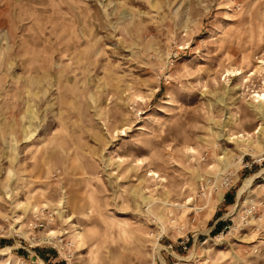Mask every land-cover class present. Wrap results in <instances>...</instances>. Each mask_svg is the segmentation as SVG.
Instances as JSON below:
<instances>
[{
    "label": "rangeland",
    "instance_id": "1",
    "mask_svg": "<svg viewBox=\"0 0 264 264\" xmlns=\"http://www.w3.org/2000/svg\"><path fill=\"white\" fill-rule=\"evenodd\" d=\"M256 92L264 0H0V264H264Z\"/></svg>",
    "mask_w": 264,
    "mask_h": 264
},
{
    "label": "bare ground",
    "instance_id": "2",
    "mask_svg": "<svg viewBox=\"0 0 264 264\" xmlns=\"http://www.w3.org/2000/svg\"><path fill=\"white\" fill-rule=\"evenodd\" d=\"M253 96L257 101H264V92H256Z\"/></svg>",
    "mask_w": 264,
    "mask_h": 264
},
{
    "label": "built area",
    "instance_id": "3",
    "mask_svg": "<svg viewBox=\"0 0 264 264\" xmlns=\"http://www.w3.org/2000/svg\"><path fill=\"white\" fill-rule=\"evenodd\" d=\"M44 224H43V222L42 221H37V222H35V226H43Z\"/></svg>",
    "mask_w": 264,
    "mask_h": 264
}]
</instances>
